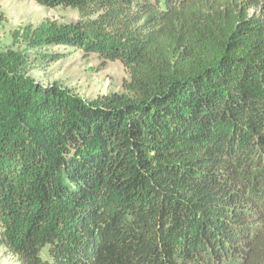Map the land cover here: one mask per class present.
Returning a JSON list of instances; mask_svg holds the SVG:
<instances>
[{
  "label": "trees",
  "instance_id": "obj_1",
  "mask_svg": "<svg viewBox=\"0 0 264 264\" xmlns=\"http://www.w3.org/2000/svg\"><path fill=\"white\" fill-rule=\"evenodd\" d=\"M79 12L0 52V246L20 264H264V0H16ZM119 62L94 100L29 50Z\"/></svg>",
  "mask_w": 264,
  "mask_h": 264
},
{
  "label": "rangeland",
  "instance_id": "obj_2",
  "mask_svg": "<svg viewBox=\"0 0 264 264\" xmlns=\"http://www.w3.org/2000/svg\"><path fill=\"white\" fill-rule=\"evenodd\" d=\"M50 20L61 25L75 24L79 12L68 8H47L34 1L0 0V52L13 47L12 34L21 28H37ZM33 65L29 77L48 86L54 83L70 88L87 100L123 93L129 75L119 62H104L98 55L65 47H50L55 60L40 57L37 49L29 50ZM0 264H20L0 246Z\"/></svg>",
  "mask_w": 264,
  "mask_h": 264
}]
</instances>
